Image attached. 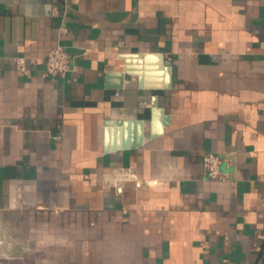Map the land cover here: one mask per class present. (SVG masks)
<instances>
[{
    "label": "crops",
    "instance_id": "crops-1",
    "mask_svg": "<svg viewBox=\"0 0 264 264\" xmlns=\"http://www.w3.org/2000/svg\"><path fill=\"white\" fill-rule=\"evenodd\" d=\"M0 57V264H264V0H0Z\"/></svg>",
    "mask_w": 264,
    "mask_h": 264
},
{
    "label": "built area",
    "instance_id": "built-area-1",
    "mask_svg": "<svg viewBox=\"0 0 264 264\" xmlns=\"http://www.w3.org/2000/svg\"><path fill=\"white\" fill-rule=\"evenodd\" d=\"M2 57H0L1 65ZM16 69L26 72L30 65H36L40 62L44 66V76L63 75L71 69L72 55L63 45H58L51 51L47 52L43 57H35L28 55H16L13 57ZM141 107L150 105L149 101H141ZM203 163L208 178L213 180H224L225 173L221 170L222 158L215 153H207L203 156Z\"/></svg>",
    "mask_w": 264,
    "mask_h": 264
}]
</instances>
